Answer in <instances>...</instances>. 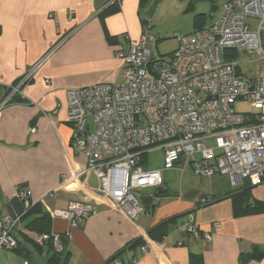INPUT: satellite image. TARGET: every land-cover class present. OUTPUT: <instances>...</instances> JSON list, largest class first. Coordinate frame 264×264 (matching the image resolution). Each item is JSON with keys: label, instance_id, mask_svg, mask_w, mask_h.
<instances>
[{"label": "crops", "instance_id": "obj_1", "mask_svg": "<svg viewBox=\"0 0 264 264\" xmlns=\"http://www.w3.org/2000/svg\"><path fill=\"white\" fill-rule=\"evenodd\" d=\"M116 2L119 10L101 18ZM152 2L0 0V87L16 84L48 56L22 88L23 97L0 115L1 216H9L17 189L28 192L30 202L39 203L48 216L50 231L70 234L62 237L58 264H264V184L233 188L227 177L216 174L200 178L204 192L189 190L195 193L192 199H185L187 193L182 192L161 194L159 188L153 199H142L144 212L130 221L99 192L97 178L85 172V158L71 145L66 92L124 81L116 52L126 51L125 36L138 39L144 19L156 16L160 4L154 11ZM201 2L210 3L219 14L225 0H178L177 8L185 11ZM204 27L200 20L192 32ZM151 34L163 40V32H153V24ZM187 170L192 173L191 169L183 173ZM173 171L182 177L181 171ZM82 172L80 183H63ZM54 189L53 198L47 197ZM206 195L213 202L200 207L199 200ZM70 202L88 203L95 214L76 227L51 219L54 210H64ZM184 221L197 225L199 234L182 235L177 227ZM204 232L210 234L209 241L203 239ZM41 254L47 263L50 254L45 250Z\"/></svg>", "mask_w": 264, "mask_h": 264}, {"label": "built area", "instance_id": "obj_2", "mask_svg": "<svg viewBox=\"0 0 264 264\" xmlns=\"http://www.w3.org/2000/svg\"><path fill=\"white\" fill-rule=\"evenodd\" d=\"M151 28V20L144 19L139 38L126 35L127 50L116 52L123 82L66 92L71 145L85 158V172L97 178L99 192L130 221L144 212L134 192L161 188L163 171L191 169L198 178L218 174L227 177L233 188L264 184V0H225L212 25L173 36L177 46L168 60L153 59L158 38ZM237 51L256 56L255 76L243 78L239 63L231 59ZM47 58L16 84L0 87V115L15 98L23 97L22 88ZM237 100L248 101L257 113H236ZM29 131L36 133L35 128ZM155 149L162 151L163 168L145 169L143 156ZM83 174L74 173L63 183H80ZM56 189L46 196L53 198ZM15 196L26 208L35 204L25 190H17ZM212 202L206 195L199 206ZM94 214L92 205L70 202L66 209L54 210L51 219L76 227ZM20 218L1 216L0 210V252L17 248V229L30 234L44 250L50 245L57 254L63 251L61 240L69 238V232L31 233L21 228ZM177 229L184 236L199 234L191 221ZM202 237L210 240L208 232Z\"/></svg>", "mask_w": 264, "mask_h": 264}, {"label": "rangeland", "instance_id": "obj_3", "mask_svg": "<svg viewBox=\"0 0 264 264\" xmlns=\"http://www.w3.org/2000/svg\"><path fill=\"white\" fill-rule=\"evenodd\" d=\"M160 4L156 16L150 15L153 32L160 29L163 32V40L157 41L153 45L152 55L154 60H168L169 55L176 49V39L174 35H185L194 30L195 17L200 16L199 19L205 22V25L213 24L218 18V12H211L212 5L210 3H197L193 7H185V11L177 8L178 0H153L150 9L156 10ZM218 4V5H217ZM219 1L215 6H219ZM149 9V11H150ZM148 10V9H147ZM147 10L144 15H147ZM232 61L239 63V70L244 79L255 76L257 72L256 56L247 55L240 51L231 55ZM233 109L240 115H251L257 113L255 109L250 106L248 101L237 100L233 104ZM207 146L211 147L212 142L208 141ZM145 169L148 170H162L163 168V154L161 150L155 149L151 151L144 159ZM163 186L161 187V194L179 192L187 193L189 190L195 191L201 195L204 191V185L200 182V178L194 176L189 170L183 173L182 177L176 171H163ZM158 189H146L134 192L140 204L143 206L145 201L142 199H153L154 194ZM160 194V195H161ZM30 251L31 264H47L46 255L38 253L34 247L27 245ZM24 258L17 256L12 251L0 252V264H22Z\"/></svg>", "mask_w": 264, "mask_h": 264}, {"label": "trees", "instance_id": "obj_4", "mask_svg": "<svg viewBox=\"0 0 264 264\" xmlns=\"http://www.w3.org/2000/svg\"><path fill=\"white\" fill-rule=\"evenodd\" d=\"M119 10L117 2L114 3L112 6L105 9L101 14V18H104L110 14L116 13ZM200 16L195 17V25L198 26ZM144 22V21H143ZM17 98L13 100L16 101ZM145 158V156H143ZM19 191L23 190L21 188L17 189ZM161 193V190L159 191ZM9 216L17 217L20 216V224L23 229L31 232V233H49L50 231V220L47 215L43 214L41 211V207L39 203H35L26 208L24 203L21 202L19 199L15 198L11 200L10 205L8 207ZM163 225V224H162ZM160 225L159 227H161ZM158 227V228H159ZM18 235L20 239L18 238ZM15 238L17 240V248L12 250L17 256L23 257L25 260L30 263V251L27 248V245L34 247L38 253H42L44 249L38 247L35 242L33 241L30 234H26L21 232L20 230L15 231ZM140 241L134 242L131 247H136ZM47 254H50V257L47 261L48 264H58L63 251L59 254L55 253L50 245L45 249ZM31 264V263H30Z\"/></svg>", "mask_w": 264, "mask_h": 264}, {"label": "water", "instance_id": "obj_5", "mask_svg": "<svg viewBox=\"0 0 264 264\" xmlns=\"http://www.w3.org/2000/svg\"><path fill=\"white\" fill-rule=\"evenodd\" d=\"M212 12H215L216 9H211ZM158 193H156L155 195H157ZM195 196V193L194 192H190V193H187L184 198L185 199H192L193 197ZM250 198V196H247L246 199H245V202Z\"/></svg>", "mask_w": 264, "mask_h": 264}]
</instances>
